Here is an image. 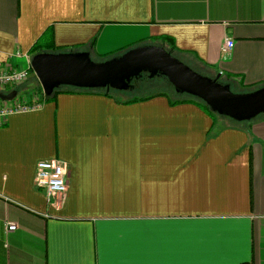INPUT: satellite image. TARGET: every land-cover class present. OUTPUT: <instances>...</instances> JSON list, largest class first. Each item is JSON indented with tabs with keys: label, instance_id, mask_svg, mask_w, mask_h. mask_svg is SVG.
Masks as SVG:
<instances>
[{
	"label": "crops",
	"instance_id": "crops-1",
	"mask_svg": "<svg viewBox=\"0 0 264 264\" xmlns=\"http://www.w3.org/2000/svg\"><path fill=\"white\" fill-rule=\"evenodd\" d=\"M36 41L91 57L174 47L247 85L264 80V0H0L2 59L20 50L30 60ZM15 90L44 95L31 76ZM42 159L66 165L63 197L36 186ZM0 264H264V117L244 124L163 95L123 103L99 93L10 114L0 125Z\"/></svg>",
	"mask_w": 264,
	"mask_h": 264
},
{
	"label": "water",
	"instance_id": "water-1",
	"mask_svg": "<svg viewBox=\"0 0 264 264\" xmlns=\"http://www.w3.org/2000/svg\"><path fill=\"white\" fill-rule=\"evenodd\" d=\"M30 64L46 96L59 86L127 90L134 86L133 78L147 72L149 77L165 76L176 92L195 96L234 121L264 114V84L234 92L229 83L219 81L221 73H199L161 45L134 46L103 60H94L86 50L40 51L31 56ZM15 95V89L0 91L1 100Z\"/></svg>",
	"mask_w": 264,
	"mask_h": 264
},
{
	"label": "built area",
	"instance_id": "built-area-1",
	"mask_svg": "<svg viewBox=\"0 0 264 264\" xmlns=\"http://www.w3.org/2000/svg\"><path fill=\"white\" fill-rule=\"evenodd\" d=\"M233 41L226 39L223 48L225 56L230 55V48ZM12 57L23 58L26 63L15 65L10 62ZM33 72L27 53L16 50L14 53H7L6 59H2L0 53V91L7 93L16 89L22 83L26 82ZM43 96L35 93L32 100H24L16 95L10 100L0 99V125L5 122L7 117L15 112H26L39 108L43 104ZM68 170L66 165L58 160L42 159L36 162L34 182L47 197L48 200L61 198L67 190ZM6 231H14L16 223L5 221Z\"/></svg>",
	"mask_w": 264,
	"mask_h": 264
},
{
	"label": "trees",
	"instance_id": "trees-1",
	"mask_svg": "<svg viewBox=\"0 0 264 264\" xmlns=\"http://www.w3.org/2000/svg\"><path fill=\"white\" fill-rule=\"evenodd\" d=\"M30 50L32 52H40V51H44V50L45 51L55 52L56 51V47L55 46H44L39 41H36L31 46ZM125 50H127V48H124L122 50H119V51H117L115 53H111V54L96 55L94 57L92 56V58L94 60H103V59L109 58V57H111L113 55H117L118 53L120 54V52H123ZM168 51H170L173 55H175L178 58H180L183 62L188 64L191 68H193L194 70L198 71L199 73H202V74H205V75H208V76H212V77L215 76L211 72L207 71L205 66L200 65L196 61H194L192 59L191 60L190 59H183L181 56L177 55L176 52L174 51V47L169 48ZM234 76L235 75L231 74V73L221 74L220 77H219V81L222 82V83H229L230 85L234 84L236 86H239L240 87L239 92L240 91L251 90V89H254V88L259 87V86L264 84V80H263V81H258L256 83H252V84H247L246 85V84H243L240 81V79L238 78V81H239L240 85H237L233 81ZM163 77L167 80V78L165 76H163ZM167 82H169V81L167 80ZM36 89H37V91L42 93V87H41V85H40V83H39L37 78H36ZM127 90H118V89H113V88H110V89L107 90L105 88H79V87H74V86H59V87L55 88L50 95H47V96L44 95L43 99H44V101L54 100L56 98V96L58 94H60V93H99V94H103V95H106V96H109V97H113V98H115V99H117V100H119V101H121L123 103H129V102H135V101L147 99V98H150L152 96L163 95V96H166L169 99L171 104L183 103V102H191V103H194V104L198 105L200 108H202L204 111H206L211 116L223 117V118L229 119V120H231L233 122H237V121H234L233 119H231V118H229L227 116L220 115V114H218L216 112H213L209 108V106L204 101H202L201 99H199V98H197L195 96L186 94V93L176 92L174 89H173V91H174L173 92L174 93L173 96H169L168 94H166L164 92H157V93H153V94H149V95H145V96L125 97L124 94L127 92ZM261 117H264V114H260V115L256 116L253 119H250V120L239 121V122L247 124V123L251 122L252 120L257 119V118H261Z\"/></svg>",
	"mask_w": 264,
	"mask_h": 264
},
{
	"label": "rangeland",
	"instance_id": "rangeland-1",
	"mask_svg": "<svg viewBox=\"0 0 264 264\" xmlns=\"http://www.w3.org/2000/svg\"><path fill=\"white\" fill-rule=\"evenodd\" d=\"M30 76L33 79H36L34 72H32ZM30 76L26 82L30 81ZM230 88L234 92H239L240 90V87L234 84L230 85ZM173 89L174 87L169 82H167V80L162 75H157L153 77L143 76L137 81L136 85H134L132 88L127 90L124 96L125 97L145 96L157 92H164L169 96H173L174 94ZM17 96L25 97V94L22 93L21 90H19Z\"/></svg>",
	"mask_w": 264,
	"mask_h": 264
},
{
	"label": "flooded vegetation",
	"instance_id": "flooded-vegetation-1",
	"mask_svg": "<svg viewBox=\"0 0 264 264\" xmlns=\"http://www.w3.org/2000/svg\"><path fill=\"white\" fill-rule=\"evenodd\" d=\"M143 76H148V73H147V72H142V73H141V76H139V77H137V78H133V79L131 80V83H132L133 85H136L137 81H138L141 77H143Z\"/></svg>",
	"mask_w": 264,
	"mask_h": 264
}]
</instances>
